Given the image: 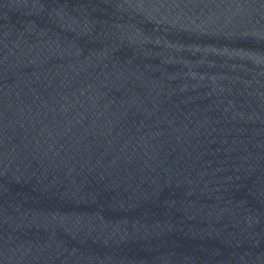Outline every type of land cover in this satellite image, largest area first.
Listing matches in <instances>:
<instances>
[{"label": "water", "instance_id": "95a60500", "mask_svg": "<svg viewBox=\"0 0 264 264\" xmlns=\"http://www.w3.org/2000/svg\"><path fill=\"white\" fill-rule=\"evenodd\" d=\"M0 264H264V0H0Z\"/></svg>", "mask_w": 264, "mask_h": 264}]
</instances>
